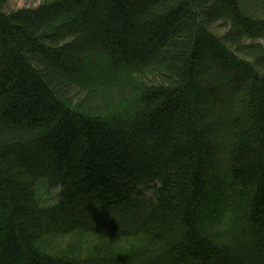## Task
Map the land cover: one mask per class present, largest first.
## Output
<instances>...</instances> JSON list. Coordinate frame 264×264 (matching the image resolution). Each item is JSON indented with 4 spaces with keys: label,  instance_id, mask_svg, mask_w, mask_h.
<instances>
[{
    "label": "trees",
    "instance_id": "obj_1",
    "mask_svg": "<svg viewBox=\"0 0 264 264\" xmlns=\"http://www.w3.org/2000/svg\"><path fill=\"white\" fill-rule=\"evenodd\" d=\"M8 1L0 264H264V0Z\"/></svg>",
    "mask_w": 264,
    "mask_h": 264
},
{
    "label": "rangeland",
    "instance_id": "obj_2",
    "mask_svg": "<svg viewBox=\"0 0 264 264\" xmlns=\"http://www.w3.org/2000/svg\"><path fill=\"white\" fill-rule=\"evenodd\" d=\"M244 6L249 8H256L259 4L256 0H243ZM38 0H9L4 4L6 11L18 10L26 7H36L39 5ZM150 192H147L149 194ZM39 198L44 204H49L54 202L57 191L49 190L45 184H43L38 190Z\"/></svg>",
    "mask_w": 264,
    "mask_h": 264
}]
</instances>
